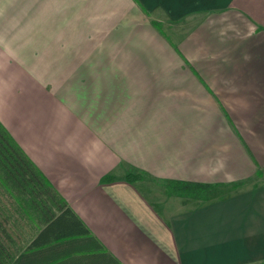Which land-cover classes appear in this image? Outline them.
<instances>
[{
  "label": "crops",
  "instance_id": "1",
  "mask_svg": "<svg viewBox=\"0 0 264 264\" xmlns=\"http://www.w3.org/2000/svg\"><path fill=\"white\" fill-rule=\"evenodd\" d=\"M0 122L121 264L264 262V0H0Z\"/></svg>",
  "mask_w": 264,
  "mask_h": 264
},
{
  "label": "trees",
  "instance_id": "2",
  "mask_svg": "<svg viewBox=\"0 0 264 264\" xmlns=\"http://www.w3.org/2000/svg\"><path fill=\"white\" fill-rule=\"evenodd\" d=\"M143 178L130 174L126 179L134 183ZM112 180L106 176L102 183ZM212 188L179 181L166 185L171 196L202 201ZM26 224L32 234L29 240L23 231ZM0 264H121L60 198L1 122Z\"/></svg>",
  "mask_w": 264,
  "mask_h": 264
},
{
  "label": "rangeland",
  "instance_id": "3",
  "mask_svg": "<svg viewBox=\"0 0 264 264\" xmlns=\"http://www.w3.org/2000/svg\"><path fill=\"white\" fill-rule=\"evenodd\" d=\"M143 179H144V181H146V182H148L150 184H153V185H155L157 187H162L163 186V184H160L159 182H157L155 180H152V179H150L148 177H144ZM16 218H17V216L15 215V217H13V220H16ZM27 228H28V225L26 224L24 229H23V231L26 232V239L29 240L32 237V234H31V231L29 229H27Z\"/></svg>",
  "mask_w": 264,
  "mask_h": 264
}]
</instances>
